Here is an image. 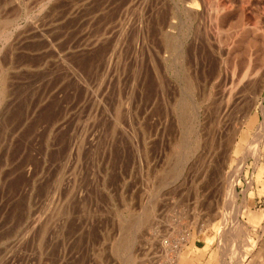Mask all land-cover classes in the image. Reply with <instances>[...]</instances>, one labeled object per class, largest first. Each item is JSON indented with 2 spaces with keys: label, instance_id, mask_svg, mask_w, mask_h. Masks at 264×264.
<instances>
[{
  "label": "rangeland",
  "instance_id": "1",
  "mask_svg": "<svg viewBox=\"0 0 264 264\" xmlns=\"http://www.w3.org/2000/svg\"><path fill=\"white\" fill-rule=\"evenodd\" d=\"M263 61L264 0H0V264H235Z\"/></svg>",
  "mask_w": 264,
  "mask_h": 264
},
{
  "label": "bare ground",
  "instance_id": "2",
  "mask_svg": "<svg viewBox=\"0 0 264 264\" xmlns=\"http://www.w3.org/2000/svg\"><path fill=\"white\" fill-rule=\"evenodd\" d=\"M143 2V1H142ZM145 2V1H144ZM246 2H248V1H246ZM135 4V3H134ZM209 4V3H208ZM134 6V5H133ZM192 10V9H191ZM144 13V12H143ZM208 13V12H207ZM141 14V13H140ZM196 14V13H195ZM216 15V14H215ZM95 16V15H94ZM214 16V15H213ZM122 20V19H121ZM129 20V19H128ZM85 21V20H84ZM249 23V22H248ZM253 23V22H252ZM252 23H249V24H252ZM255 23H257V22H254V25H255ZM124 25H125V23H124ZM197 25V24H196ZM246 24L244 23V26H245ZM253 25V24H252ZM252 25H249V28H250V26L253 28V26ZM84 26V25H83ZM121 26V25H120ZM123 26V25H122ZM243 27V26H242ZM122 28V27H121ZM248 28V29H249ZM251 28V29H252ZM223 29V28H222ZM256 30V28H253L252 30H253V32ZM245 30H247V29H245ZM85 31H87V30H85ZM249 30H247V32H248ZM118 32V31H117ZM123 32V31H122ZM125 32H127V31H125ZM124 32V33H125ZM251 32V31H250ZM249 32V33H250ZM252 32V33H253ZM111 33V32H110ZM244 33H245V31H244ZM258 34V33H257ZM87 35V34H86ZM86 35H84V36H86ZM90 37V36H89ZM84 38V37H83ZM86 38V37H85ZM84 38V39H85ZM210 38V37H209ZM250 38V37H249ZM83 39V40H84ZM253 39V38H252ZM95 40V39H94ZM232 40V39H231ZM86 40H84V42H85ZM90 41V40H89ZM89 41H88V43H89ZM99 41V40H98ZM255 41V40H254ZM87 42V41H86ZM253 42V41H252ZM93 43V41L91 42V44ZM95 43H97V41L95 42ZM95 43H93V44H95ZM256 43V42H255ZM262 43V42H261ZM118 44V43H117ZM253 44V43H252ZM88 45V44H87ZM96 45V44H95ZM113 47H114V45H113ZM255 48V47H254ZM224 49V48H223ZM251 49V48H250ZM232 50V49H231ZM112 51V50H111ZM196 51V50H195ZM225 51V50H224ZM81 52V51H80ZM83 52V51H82ZM93 52V51H92ZM109 55V54H108ZM252 55V54H251ZM107 56V55H106ZM247 56V55H246ZM110 57V56H109ZM118 57V56H117ZM111 58V57H110ZM104 59H106V58H104ZM108 59V58H107ZM98 60V59H97ZM260 60V59H259ZM84 61V60H83ZM102 62V61H101ZM253 62V61H252ZM251 62V63H252ZM107 63V62H106ZM105 63V64H106ZM254 63V62H253ZM263 63H264V61H263ZM112 66V65H111ZM246 66V65H245ZM253 66V65H252ZM98 67H99V65H98ZM104 67H106V66H104ZM251 67V66H250ZM62 68V67H61ZM95 68V67H94ZM253 68V67H252ZM68 69V68H67ZM70 69V68H69ZM186 69V68H185ZM250 69V68H249ZM249 69L247 70V71H249ZM106 70V69H105ZM263 70V69H262ZM230 71V70H229ZM244 71V70H243ZM258 71V70H257ZM68 72V71H67ZM252 72V71H251ZM2 73V72H1ZM76 73V72H75ZM4 74V73H3ZM106 74V73H105ZM245 74V73H244ZM256 74H257V72H256ZM199 77V76H198ZM240 77V76H239ZM243 77V76H242ZM197 78V77H196ZM248 78V75L246 76V79ZM251 78H252V74H251ZM243 79H245V76H244V78ZM102 80V79H101ZM249 80V79H248ZM248 80H247V83H248ZM252 80H254V79H252ZM236 81V80H235ZM74 82V81H73ZM78 82V81H77ZM6 83V82H5ZM99 83V82H98ZM190 83V82H189ZM234 83H236V82H234ZM238 83H241V80H240V82L238 81ZM252 83V82H251ZM242 84V83H241ZM244 85L245 84H243V85H241V87H244ZM101 86V85H100ZM229 86H231V85H229ZM238 86V85H237ZM233 87V86H232ZM98 89V91L100 90L99 89V87L97 88ZM4 90V89H3ZM223 90V89H222ZM226 90V89H225ZM4 91H6V90H4ZM3 91V92H4ZM95 91H97V90H95ZM226 93V92H225ZM233 93V92H232ZM236 93V92H235ZM3 94V93H2ZM93 94V93H92ZM91 94V95H92ZM97 95V94H96ZM93 96V95H92ZM92 96H90V97H92ZM93 98H95V96H93ZM93 98H91V101H93L94 99ZM93 99V100H92ZM98 99V98H97ZM225 99V98H224ZM88 100H89V97H88ZM90 101V100H89ZM96 101V100H95ZM99 103V102H98ZM217 105V104H216ZM91 106V105H90ZM98 106V105H97ZM92 107V106H91ZM91 107L89 108V109H91ZM220 109V108H219ZM230 110V109H229ZM94 114V113H93ZM228 114V113H227ZM91 116V115H90ZM216 120V119H215ZM221 120V119H220ZM223 122V121H222ZM226 123V122H225ZM212 125H213V123H212ZM224 127H226V126H224ZM224 127H223V129H224ZM121 129V128H120ZM217 129V128H216ZM221 129V128H220ZM261 129V128H260ZM122 130H124V128L122 129ZM134 130V129H133ZM219 130V129H218ZM257 130H259V129H257ZM124 131H127V130H124ZM260 131V134L262 135V134H264L263 133V131H264V128L263 129H261V130H259ZM128 132V131H127ZM133 132V131H132ZM219 132V131H218ZM221 132V131H220ZM258 132V131H257ZM130 133V132H129ZM216 132H214V134H215ZM126 134V133H125ZM128 134V133H127ZM131 134V133H130ZM260 134H257L258 135V137H259V135ZM256 135V136H257ZM261 135H260V138H261ZM128 136V135H127ZM130 136H132V134L130 135ZM135 136V135H134ZM133 136V137H134ZM129 137V136H128ZM137 137V136H136ZM95 138V137H94ZM256 138V137H255ZM260 138H258V139H260ZM135 139V138H134ZM93 140V139H92ZM92 140H90V141H92ZM133 140V139H132ZM138 140V139H137ZM94 141V140H93ZM74 142V141H73ZM77 142V141H76ZM71 143V142H70ZM256 143V142H255ZM257 144V143H256ZM254 145V144H253ZM253 145H249V148H248V150H249V152H252V150L254 149L253 148ZM131 146H132V144H131ZM254 146H256V145H254ZM70 148V147H69ZM72 148V147H71ZM255 148H257V147H255ZM255 150V149H254ZM79 152V151H78ZM71 153V152H70ZM69 154V153H68ZM75 158V157H74ZM238 170V169H237ZM63 174V173H62ZM240 174V173H239ZM236 175V174H235ZM233 176H234V174H233ZM234 177H237V175L236 176H234ZM232 178V177H231ZM235 179V178H234ZM234 179H231V182H229V187L228 186H226V187H228V188H230V194H228L226 197H227V199L229 198V200H234L235 199V195L237 194V192H236V183H235V181H234ZM227 181V180H226ZM228 182V181H227ZM227 188V189H228ZM226 192V191H225ZM61 196V195H60ZM231 196V197H230ZM243 209V208H242ZM237 210V209H236ZM41 217V216H40ZM39 217V218H40ZM43 217V216H42ZM41 220V219H40ZM38 223H40L39 221H38ZM234 224H235V226L233 227V229L232 230H229V232H228V230H225V233H224V235L220 238V244H222V240L225 238V236H226V233L228 234V236L227 237H232L231 238V244H232V246L230 247L229 245L226 247L225 245V247H224V249L225 250H227V251H229L228 249L229 248H231L232 250H230L231 251V253H233L234 251V249L237 247V245H236V243L235 242H237V240H239V239H237L236 240V238H237V235L239 236V234L237 233L238 231H240V233L242 232L241 231V226H240V224L238 223V220H237V217L234 219ZM39 225H41V224H39ZM34 227V226H33ZM40 227V226H39ZM32 228V227H31ZM30 228V229H31ZM35 228V227H34ZM231 229V228H230ZM39 230V229H38ZM235 231H236V236H234L235 235ZM221 234V233H220ZM223 234V233H222ZM241 236H242V234H241ZM244 236V235H243ZM245 237L247 238V237H249L248 235H247V233H246V235H245ZM243 238V237H242ZM226 239V238H225ZM233 239H235V240H233ZM17 240V239H16ZM247 241H246V244H247V248H246V251H240L241 252V254H240V252L239 253H236V252H234L233 254H234V259H233V262L235 263V260H236V263L235 264H264V255L262 254L263 253V251H264V240H249L248 238L246 239ZM22 241H23V239H22ZM225 243H227V242H225ZM15 244H16V242H15ZM21 245V244H20ZM223 245V244H222ZM8 246V245H7ZM13 246V245H12ZM167 246V245H166ZM165 245H164V247H166ZM7 248V247H6ZM176 248V247H175ZM181 248V247H180ZM166 249V253L170 250V248L168 249L167 247L165 248ZM5 250V249H4ZM175 250H177L175 253V257L173 258V259H170V263L171 264H178V262H179V260H178V257H181L180 255V249H175ZM233 251V252H232ZM251 252H253V253H251ZM16 253H18V252H16ZM246 254V255H245ZM13 255V254H12ZM11 257V256H10ZM13 257V256H12ZM11 257V258H12ZM245 257V258H244ZM5 258H6V256H5ZM1 262V261H0ZM8 262H10V261H8ZM15 263V262H14Z\"/></svg>",
  "mask_w": 264,
  "mask_h": 264
}]
</instances>
